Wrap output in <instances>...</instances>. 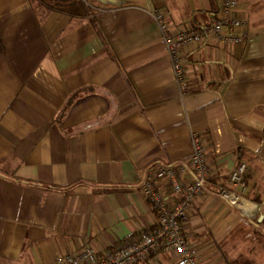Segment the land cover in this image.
<instances>
[{"label": "crops", "instance_id": "crops-1", "mask_svg": "<svg viewBox=\"0 0 264 264\" xmlns=\"http://www.w3.org/2000/svg\"><path fill=\"white\" fill-rule=\"evenodd\" d=\"M154 11L175 25L200 24L220 15V2L0 0V264H52L84 244L104 251L154 228L155 206L140 183L152 166L186 164L192 132L208 135L214 168L184 224L197 264H230L245 230L260 243L264 0H240L244 43L215 39L186 50L191 88L184 96ZM86 87L110 98L83 91L58 120L70 95ZM95 120V128L74 132ZM241 162L246 212L219 195ZM143 264L175 259L164 254Z\"/></svg>", "mask_w": 264, "mask_h": 264}, {"label": "built area", "instance_id": "built-area-1", "mask_svg": "<svg viewBox=\"0 0 264 264\" xmlns=\"http://www.w3.org/2000/svg\"><path fill=\"white\" fill-rule=\"evenodd\" d=\"M219 2L220 15L207 23L175 25L163 11L151 14L170 58L181 96L191 88L186 70V50L204 46L215 39L225 45H234L249 38L245 30L248 22L237 15L240 0ZM239 29H244L240 35L236 33ZM191 145L186 164L152 166L140 183L141 194L155 206L157 220L154 228L119 240L104 251L93 244H84L75 251L59 255L52 264H143L164 254L174 258L175 264H197L198 252L186 239L184 224L197 197L214 175V168L207 154L208 135L192 132ZM247 168V163H239L230 174L229 184L219 187L220 197L244 212L238 190L245 189ZM185 173L190 177H185Z\"/></svg>", "mask_w": 264, "mask_h": 264}, {"label": "rangeland", "instance_id": "rangeland-1", "mask_svg": "<svg viewBox=\"0 0 264 264\" xmlns=\"http://www.w3.org/2000/svg\"><path fill=\"white\" fill-rule=\"evenodd\" d=\"M243 233L244 242L241 244L243 246H233L230 250V264H264V257H257L259 254L258 252L262 253L264 251V242L262 243L264 236L262 235V229L259 232L262 239L258 240L260 241L258 244L252 241L254 235L251 231L248 232L245 230Z\"/></svg>", "mask_w": 264, "mask_h": 264}, {"label": "trees", "instance_id": "trees-1", "mask_svg": "<svg viewBox=\"0 0 264 264\" xmlns=\"http://www.w3.org/2000/svg\"><path fill=\"white\" fill-rule=\"evenodd\" d=\"M43 2L47 3V4H53L56 7H60L66 0H42ZM94 92V93H99L102 94L104 96H107L110 98V95L103 89L97 88V87H86L83 88L77 92H75L74 94H71L70 97L68 98V100L66 101L65 105L63 106V108L61 109L59 115H58V120H62L63 118L66 117V115L68 114V112L70 111L71 107L74 105V103L77 101V99L80 97V93L81 92ZM112 100V99H111ZM115 109H112L111 112L104 118L103 121H107L109 119H111L114 115ZM101 122L100 120H95L92 122H88L86 124H83L81 126H79L78 128L75 129V133H81L84 131H88L91 130L93 128H95V126ZM79 183H76L74 185H77ZM56 189V188H53Z\"/></svg>", "mask_w": 264, "mask_h": 264}]
</instances>
